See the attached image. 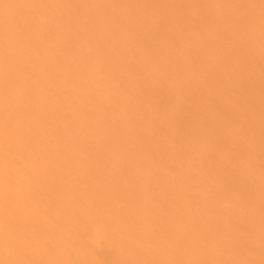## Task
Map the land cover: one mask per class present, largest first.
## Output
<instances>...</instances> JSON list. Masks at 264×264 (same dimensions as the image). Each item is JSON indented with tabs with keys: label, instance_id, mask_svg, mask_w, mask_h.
I'll return each mask as SVG.
<instances>
[{
	"label": "rangeland",
	"instance_id": "rangeland-1",
	"mask_svg": "<svg viewBox=\"0 0 264 264\" xmlns=\"http://www.w3.org/2000/svg\"><path fill=\"white\" fill-rule=\"evenodd\" d=\"M0 264H264V0H0Z\"/></svg>",
	"mask_w": 264,
	"mask_h": 264
}]
</instances>
